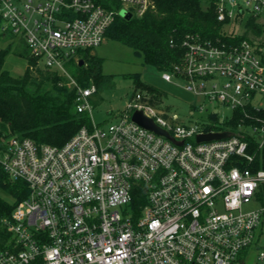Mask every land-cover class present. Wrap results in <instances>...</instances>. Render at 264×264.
I'll use <instances>...</instances> for the list:
<instances>
[{
	"label": "built area",
	"instance_id": "obj_1",
	"mask_svg": "<svg viewBox=\"0 0 264 264\" xmlns=\"http://www.w3.org/2000/svg\"><path fill=\"white\" fill-rule=\"evenodd\" d=\"M118 2L107 9L94 0H0L1 30L24 38L38 65L75 87L77 111L91 120L61 147L13 136L0 151L2 170L28 186L7 222L13 239L0 264H245L242 252L264 216V207L245 210L264 184L248 137L263 148L264 118L223 126L236 113H264L263 41L186 36L183 66L162 79L184 80L198 100L190 115L207 112V122H187L137 92L115 123L100 126L92 117L96 87H81L66 65L104 44L123 11L142 17L153 7ZM217 15L226 26L250 17L264 23V0H219ZM137 111L175 142L133 122ZM222 132L233 136L197 141Z\"/></svg>",
	"mask_w": 264,
	"mask_h": 264
},
{
	"label": "trees",
	"instance_id": "obj_2",
	"mask_svg": "<svg viewBox=\"0 0 264 264\" xmlns=\"http://www.w3.org/2000/svg\"><path fill=\"white\" fill-rule=\"evenodd\" d=\"M104 8H120L118 0H94ZM153 7L142 17L133 16L130 20L117 18L106 33L131 46L135 54L146 64L156 67L160 72H173L182 67L186 48V36H199L201 39L238 42L245 39H262L264 35L254 20L248 23V29L242 35L228 36L226 23L218 21L217 2L209 0L208 9L202 7V0H152ZM1 29V24H0ZM252 32V33H251ZM264 34V33H263ZM8 35V34H7ZM21 40L27 51V67L22 76H14L5 70L8 49L0 48V151L12 136L27 138L38 145L48 144L61 147L70 141L84 126L90 125L87 113H79L76 108V88L56 71L44 69L37 64L29 52L22 37L9 34ZM4 35L0 32V40ZM261 36L263 38H261ZM80 60L69 63L71 75L77 83L87 88L96 87L91 98L92 105L101 101V92L114 86V76L103 73L104 60L90 50L79 53ZM80 61L83 62L80 65ZM73 70V72H72ZM126 78L134 79V90L146 91L153 96L152 103L160 105L163 94L153 86L140 82L137 74ZM249 117L236 113L233 121L225 123L223 128L234 127L241 122H253L255 118H264L263 112L248 111ZM236 130V129H232ZM251 151L256 152L255 169L264 171V146L256 150V138L249 136ZM0 188L6 191L13 202L0 198V252L7 250L12 243V234L7 222L15 206L28 195V186L22 180L11 179L0 167ZM256 201L264 206V184L261 185Z\"/></svg>",
	"mask_w": 264,
	"mask_h": 264
},
{
	"label": "rangeland",
	"instance_id": "obj_3",
	"mask_svg": "<svg viewBox=\"0 0 264 264\" xmlns=\"http://www.w3.org/2000/svg\"><path fill=\"white\" fill-rule=\"evenodd\" d=\"M209 6V0H202V7L204 9H208ZM251 19V17L239 19L234 25L226 26L225 29L228 32H232L234 35H240V33L247 31V26ZM252 20H254L256 26L260 27L263 36L264 23L254 18ZM0 32L4 35L0 40V48L9 50L5 60V70L9 71L14 76H22L27 67L26 57L28 53L22 45L21 40L9 35V32H5L1 29ZM262 36L261 38H263ZM90 51L104 60L103 73L115 77L114 86L104 89L101 92V101L97 105H93L92 117L96 124L108 126L115 123L125 109L130 97L134 93L141 92L139 90H134V79L126 78L128 75L135 74L138 75L140 82L155 87L163 94L162 102L159 105L160 107L163 105V107L170 109L172 113L177 114L181 119L187 122L208 121L207 112L203 114L197 113L194 116L190 115L193 107L198 103V100L185 89L184 80L174 79L172 82L164 81L162 79L163 72H160L156 67L150 64H146L141 57L135 54L131 46L114 41L113 38H107L104 44ZM66 66L68 69L70 68L69 64ZM141 93L149 95L146 91ZM151 97L153 98V96ZM214 107H218V105L214 104ZM223 111L228 115L230 114L228 111L222 110V112ZM0 198L7 202H13V198L1 188ZM262 207L264 206L260 202L253 200L245 207V210H257ZM260 251H264V216L258 228L255 244L242 252L241 258L244 260L245 264H264V261L258 259Z\"/></svg>",
	"mask_w": 264,
	"mask_h": 264
},
{
	"label": "water",
	"instance_id": "obj_4",
	"mask_svg": "<svg viewBox=\"0 0 264 264\" xmlns=\"http://www.w3.org/2000/svg\"><path fill=\"white\" fill-rule=\"evenodd\" d=\"M122 15H124V18L126 20H130L132 18L130 13L125 14L124 11L122 12ZM82 64H83V62L80 61V65H82ZM132 120H133V122L140 125L141 127L145 128L149 131H152L158 135L164 136L167 139L175 142L174 139L169 135V133H167L165 130H163L162 128L157 126L155 124V122L152 119L146 117L142 111L135 112L132 116ZM231 136H233V133H231V132L206 133V134L199 135L197 137V141L198 142L218 141V140L229 138Z\"/></svg>",
	"mask_w": 264,
	"mask_h": 264
}]
</instances>
